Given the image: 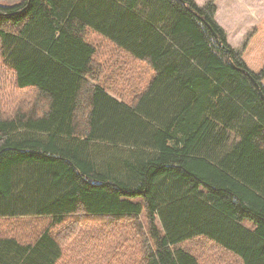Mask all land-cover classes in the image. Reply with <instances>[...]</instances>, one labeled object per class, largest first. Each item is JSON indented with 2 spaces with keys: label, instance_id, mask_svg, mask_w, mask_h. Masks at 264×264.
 <instances>
[{
  "label": "trees",
  "instance_id": "16d2710c",
  "mask_svg": "<svg viewBox=\"0 0 264 264\" xmlns=\"http://www.w3.org/2000/svg\"><path fill=\"white\" fill-rule=\"evenodd\" d=\"M214 1L0 3V264H264V18Z\"/></svg>",
  "mask_w": 264,
  "mask_h": 264
},
{
  "label": "rangeland",
  "instance_id": "374dc122",
  "mask_svg": "<svg viewBox=\"0 0 264 264\" xmlns=\"http://www.w3.org/2000/svg\"><path fill=\"white\" fill-rule=\"evenodd\" d=\"M16 1H19V0H0V3L11 4ZM235 1H240V4L236 5ZM243 1L233 0L232 4L228 5V8L232 7L235 9L236 7L240 6V8H242L243 11H241L240 9H237V10L240 13H243L245 12L244 10L245 3ZM226 10H227V5H224L222 13L226 14ZM254 11L255 10H253V12ZM220 18L224 20V22H226L225 26L226 28H228V30L227 31L224 30L225 33L228 32V34L231 35L230 42H229L230 46L231 47L234 46L232 48H238L241 42L243 41L244 37L249 32V30L253 26L257 25L258 22H260L264 18V12L263 14H261V16H258V15L254 16L252 13V16H248V15L247 16H220ZM241 34H243L244 36L240 37ZM101 56H102V53L98 52V54L96 55V59L97 58L99 59ZM3 67H4V64L0 58V73H1V70L4 71ZM3 75L6 77L7 81L5 84L1 85V93H2L3 100L5 101L6 108H7L6 111L8 113H12V110L15 107V105H18V104L23 105L24 103L29 102L32 99L34 92L31 89H18L16 85L14 84L12 78L8 80V77L5 75V73H3ZM141 221L144 222L143 217L141 218ZM223 257L225 259L224 255ZM200 261H202L203 264H214L216 262L212 258L211 253H208V252H205V255H203V252H202ZM232 263L234 264V262Z\"/></svg>",
  "mask_w": 264,
  "mask_h": 264
},
{
  "label": "crops",
  "instance_id": "0c3cea01",
  "mask_svg": "<svg viewBox=\"0 0 264 264\" xmlns=\"http://www.w3.org/2000/svg\"><path fill=\"white\" fill-rule=\"evenodd\" d=\"M195 3H197L198 5H202L204 4L207 0H194ZM243 1V0H242ZM233 0H216L215 1V6H216V13H215V20L217 21V23L224 29V30H228V28H226V22H224V20H222L220 18V16H252V13L254 16H261V14H263L264 12V0H244L243 2L245 3V12L240 13L237 9H240L241 11L242 8H240V6L234 8H228V5L232 4ZM8 4V3H7ZM236 5L240 4V1H235ZM227 5V10H226V14L222 13L223 10V6ZM253 10H255L253 12ZM222 21V22H221ZM244 36L243 34H241L240 37ZM230 37L231 35L228 34V32L226 33V39L228 44L230 45ZM242 41V40H241ZM234 47V46H232Z\"/></svg>",
  "mask_w": 264,
  "mask_h": 264
},
{
  "label": "water",
  "instance_id": "95a60500",
  "mask_svg": "<svg viewBox=\"0 0 264 264\" xmlns=\"http://www.w3.org/2000/svg\"><path fill=\"white\" fill-rule=\"evenodd\" d=\"M261 97H262V99L264 100V97L262 96V94H261Z\"/></svg>",
  "mask_w": 264,
  "mask_h": 264
}]
</instances>
